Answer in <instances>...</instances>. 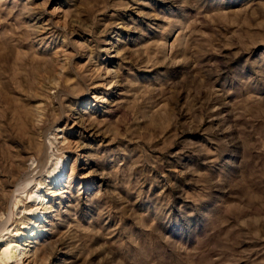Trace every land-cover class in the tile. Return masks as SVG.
<instances>
[{
    "label": "rangeland",
    "instance_id": "1",
    "mask_svg": "<svg viewBox=\"0 0 264 264\" xmlns=\"http://www.w3.org/2000/svg\"><path fill=\"white\" fill-rule=\"evenodd\" d=\"M61 157L23 264H264V0H0V226Z\"/></svg>",
    "mask_w": 264,
    "mask_h": 264
},
{
    "label": "bare ground",
    "instance_id": "2",
    "mask_svg": "<svg viewBox=\"0 0 264 264\" xmlns=\"http://www.w3.org/2000/svg\"><path fill=\"white\" fill-rule=\"evenodd\" d=\"M40 159L41 162L37 163V166L42 163L43 158L41 157ZM65 166L66 161L61 157L56 163V166L51 170V174L48 176L47 184L44 186V192V183L41 184L38 177L24 178L18 185L17 189H15V194L11 198L14 201L13 207H17L18 203L22 201L21 197L25 196L28 199L27 203L29 206L26 205L27 207H24L23 210L25 211L24 215L28 216L27 219L28 221L30 220V223L24 221L20 228H17L16 226L12 227V222L7 225L15 214L13 208L10 210L8 219L2 222L0 226V242H2V245L0 246V264H23L25 262V258H27L26 256L28 255V251L26 250L27 245H29L28 241L35 233L39 232L42 227V219H44L42 216L45 211L42 201L47 198L45 191H47L46 193H53L60 189L57 187L62 183L63 176L61 178L60 176L62 175ZM33 181L36 183V187L35 189H32V191H29V184Z\"/></svg>",
    "mask_w": 264,
    "mask_h": 264
}]
</instances>
